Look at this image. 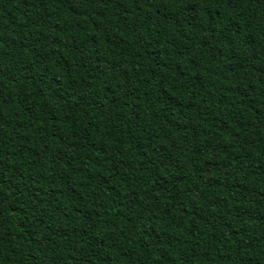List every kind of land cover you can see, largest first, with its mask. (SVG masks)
I'll list each match as a JSON object with an SVG mask.
<instances>
[{
	"label": "trees",
	"instance_id": "obj_1",
	"mask_svg": "<svg viewBox=\"0 0 264 264\" xmlns=\"http://www.w3.org/2000/svg\"><path fill=\"white\" fill-rule=\"evenodd\" d=\"M0 264H264V0H0Z\"/></svg>",
	"mask_w": 264,
	"mask_h": 264
}]
</instances>
